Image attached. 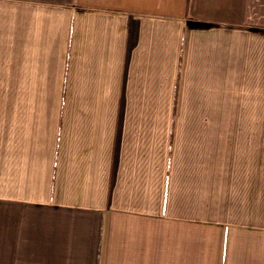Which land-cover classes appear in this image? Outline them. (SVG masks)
Listing matches in <instances>:
<instances>
[{"label":"crops","instance_id":"obj_1","mask_svg":"<svg viewBox=\"0 0 264 264\" xmlns=\"http://www.w3.org/2000/svg\"><path fill=\"white\" fill-rule=\"evenodd\" d=\"M185 55L263 91L264 0H0V264H264L263 192L177 169Z\"/></svg>","mask_w":264,"mask_h":264},{"label":"rangeland","instance_id":"obj_2","mask_svg":"<svg viewBox=\"0 0 264 264\" xmlns=\"http://www.w3.org/2000/svg\"><path fill=\"white\" fill-rule=\"evenodd\" d=\"M233 53L249 63L251 60L255 62L254 49ZM183 63L187 73L180 78L184 90L177 110L179 127L174 143L177 141L179 155H183L184 168L182 171V161L178 158L177 169L184 176L192 173L191 178L199 181L204 189L215 190L216 211H221L222 218H227L229 213L233 217L247 214L243 213L245 205L235 199L244 196L248 198L249 220L254 219L255 196L259 191L264 194V90L259 89L260 84L252 73L254 67L248 68L249 74H233L230 91L219 90L224 86L220 84L219 76L216 77L215 90L197 91V85L206 84L199 83L202 74L191 73V57L185 55ZM241 70L237 67L238 73ZM201 98L206 103L197 107L195 100ZM158 111L159 108H153V113ZM168 113H171L170 108ZM171 140L173 142V138ZM189 163L196 164V169H192ZM211 178L216 180L215 187L206 185ZM229 196L233 202L236 200L231 203V211L227 201Z\"/></svg>","mask_w":264,"mask_h":264}]
</instances>
